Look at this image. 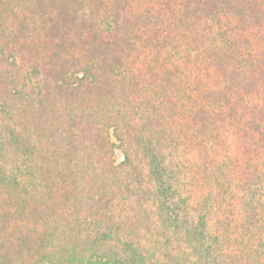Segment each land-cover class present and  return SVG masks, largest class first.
<instances>
[{
	"label": "trees",
	"instance_id": "obj_1",
	"mask_svg": "<svg viewBox=\"0 0 264 264\" xmlns=\"http://www.w3.org/2000/svg\"><path fill=\"white\" fill-rule=\"evenodd\" d=\"M0 264H264V0H0Z\"/></svg>",
	"mask_w": 264,
	"mask_h": 264
},
{
	"label": "rangeland",
	"instance_id": "obj_2",
	"mask_svg": "<svg viewBox=\"0 0 264 264\" xmlns=\"http://www.w3.org/2000/svg\"><path fill=\"white\" fill-rule=\"evenodd\" d=\"M116 159L118 162H120L123 159L122 154L119 150L116 152Z\"/></svg>",
	"mask_w": 264,
	"mask_h": 264
}]
</instances>
